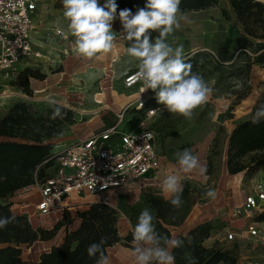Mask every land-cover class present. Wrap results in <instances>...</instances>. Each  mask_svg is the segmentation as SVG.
<instances>
[{"label":"rangeland","instance_id":"obj_1","mask_svg":"<svg viewBox=\"0 0 264 264\" xmlns=\"http://www.w3.org/2000/svg\"><path fill=\"white\" fill-rule=\"evenodd\" d=\"M260 1L264 3V0ZM105 2L99 0L101 5ZM116 3L118 15L123 9H130L134 14L146 2L116 0ZM68 23L63 15L61 0H41L37 17V40L42 53L47 57L45 63L40 62L34 68L45 74L46 81L31 77L29 88L24 89L19 83H14L13 79L3 78L0 72V122L17 104L24 105L28 115L41 123V128L45 125L49 127L48 130L54 128L60 131L56 137L46 141L52 145L53 151L76 142V135L82 138L110 123L115 124L116 113L121 112L130 102H136V93L139 91L138 87L133 90L124 87L126 74L136 72L138 68L137 61L127 53L130 42L120 37L123 30L118 18L112 25L113 32L117 34L115 47L111 52L92 59L73 52L75 37L70 34ZM180 23V29L170 34L166 42L173 48L183 45L185 59L202 53L194 57L195 61L201 63L197 73L203 76L213 92L206 103L193 111L191 119L163 110L164 106L157 103L151 89L148 90V101L141 111L132 106L126 113L119 126L121 132L146 128L155 131L158 149L163 156L162 170L156 180L138 184L133 191L122 190L113 198L118 206V226L122 241L109 251L111 256L115 255L123 263H131L132 241L129 238H133L132 228L138 222L140 213L147 208L156 218V230L163 235H166L164 231H169L172 237H191L202 247L228 253L235 259V264H246L247 257L263 260L264 241L247 233L248 221L236 215L222 217L213 208L222 203L224 191L228 192L226 188H230L229 192L233 190L234 197L231 199L244 201L256 184L264 181V176L257 177L255 174L260 168L251 164L255 153L231 159L226 151L233 129L243 121L252 120L255 109L264 103V67L255 63L248 69L249 59L244 54L246 52L253 59V52L262 41L244 30L229 0H219L216 6L205 10L186 11ZM56 29H61L63 34H55ZM149 31L154 42L159 33ZM257 33L259 35L261 31L257 30ZM231 54L233 58L229 60ZM48 97L64 103L63 119L51 118L53 109L48 104ZM151 109L153 114L150 113ZM47 131H44L45 135ZM17 134L30 138L34 133L19 128ZM8 139L0 136V141ZM185 148L191 149L200 163L207 167L205 176L199 175L198 170L190 174L178 171L175 153ZM237 166L250 168L245 170L246 177L240 186L232 188L229 180L234 177L228 169ZM172 173L182 176L183 205L178 209L173 208L165 199L160 187L163 177ZM209 187L216 191L215 199L204 195ZM38 197L37 189L31 186L1 198L0 202L26 215L35 228L53 230L64 212L40 217L35 212ZM96 201V197L76 196L69 211L74 216L77 210L86 209ZM207 203L213 205L210 204V210H206ZM65 233L66 227L63 226L51 244L59 245ZM229 233H237L238 236L227 240ZM47 246L46 243H37L25 249L23 260L27 264H39V254ZM182 259H190V255L186 254Z\"/></svg>","mask_w":264,"mask_h":264},{"label":"trees","instance_id":"obj_2","mask_svg":"<svg viewBox=\"0 0 264 264\" xmlns=\"http://www.w3.org/2000/svg\"><path fill=\"white\" fill-rule=\"evenodd\" d=\"M218 2L219 0H181L180 13L205 10L216 6ZM229 2L244 30L262 41L253 52V59L244 53L249 59L247 68L250 69L255 63L264 67V3L260 0ZM257 30L261 31L259 35ZM199 55L202 53L195 54ZM194 57H187L185 60L192 64V72L197 73L201 63L195 61ZM228 58L231 60L233 55ZM31 77L39 80L46 78L39 70L26 68L20 72L14 83L28 89ZM39 124L41 123L34 121L28 115L26 107L21 104H17L13 111L1 120L0 136L9 139L0 141V199L34 186L37 179L45 176L44 167L41 165L53 151L52 145L46 141L56 137L60 131L54 128L48 130L49 127L45 125L41 128ZM19 128L29 129L34 134L30 138L23 137L17 134ZM45 130H48L46 135ZM226 151L231 159L255 153L252 166L264 168V120L257 124H253L251 120L239 123L229 137ZM249 168L237 166L228 171L236 174ZM117 211L108 205L95 202L86 209L77 210L74 216L71 211L65 210L61 221L56 223L53 230H44L35 228L26 215L13 211L10 205L0 202V216L16 217L14 223L0 229V264H27L22 254L25 249L34 247L37 243L48 244L39 254V264H95V258L90 259L86 251L91 243H98L102 237H106L104 250L107 255L109 248L122 240ZM258 220L264 221V212L259 215ZM63 226L66 227V233L62 242L52 245L57 231ZM164 232L172 237L169 231ZM159 233L163 235L162 232ZM179 238L184 239L185 244L184 247L173 250L176 264H188L189 259H182L186 254H189L190 258H197L198 264H235V259L228 253L209 250L193 238L191 243L188 242L189 237Z\"/></svg>","mask_w":264,"mask_h":264},{"label":"clouds","instance_id":"obj_3","mask_svg":"<svg viewBox=\"0 0 264 264\" xmlns=\"http://www.w3.org/2000/svg\"><path fill=\"white\" fill-rule=\"evenodd\" d=\"M63 15L69 21L68 30L75 37L72 50L78 56L92 59L107 54L115 47L117 34L113 32L114 20L122 25L121 39L130 42L127 53L137 61L136 77L143 82L141 92L151 89L157 103L163 110L191 119L193 111L207 102L213 89L205 82L202 75L192 72V64L186 62L183 45L173 48L166 42L167 37L180 29L179 5L181 0H146L145 6L134 14L130 9L120 10L116 0H106L101 5L99 0H61ZM149 30L158 31L154 42ZM62 34V33H60ZM52 106V119H63L64 103L48 97ZM264 120V103H261L252 116L253 124ZM179 172L190 174L198 170L205 176L207 167L200 163L192 150L185 148L175 153ZM161 190L165 199L173 206L183 205L182 176L177 173L167 174L161 181ZM204 195L215 199L216 191L209 187ZM156 218L145 208L132 228V255L135 264H175L174 249L184 247V239L162 235L156 230ZM16 221L15 216H0V229ZM191 243V237L187 238ZM106 237L98 243H91L86 251L88 257L95 258V264H109L104 245ZM188 264H198L197 258L191 257Z\"/></svg>","mask_w":264,"mask_h":264},{"label":"built area","instance_id":"obj_4","mask_svg":"<svg viewBox=\"0 0 264 264\" xmlns=\"http://www.w3.org/2000/svg\"><path fill=\"white\" fill-rule=\"evenodd\" d=\"M40 1L0 0V72L5 79L15 80L21 71L35 69L47 57L37 40ZM60 33L63 34L61 29L55 30V34ZM136 72L126 74L124 87L129 90L138 87V99L116 113L114 125L52 151L42 163L46 174L34 185L39 194L35 204L37 215L63 213L73 206V198L80 195L96 197V202L118 210L113 200L117 194L122 190L133 191L136 185L158 178L163 156L155 131L146 128L121 132L119 129L130 108L141 111L148 101V90L141 92L143 82L136 77ZM153 112L151 109L150 113ZM263 212L264 181L261 180L233 213L248 221L246 227L250 236L264 241L263 222L258 220ZM237 236V233H229L227 240ZM246 264H264V259L247 257Z\"/></svg>","mask_w":264,"mask_h":264},{"label":"crops","instance_id":"obj_5","mask_svg":"<svg viewBox=\"0 0 264 264\" xmlns=\"http://www.w3.org/2000/svg\"><path fill=\"white\" fill-rule=\"evenodd\" d=\"M113 57V56H112ZM111 57V58H112ZM112 59H114V58H112ZM45 82L46 80L44 79V80H42L41 82ZM129 90V89H128ZM120 109H121V107H120ZM120 109H118V111L120 110ZM117 110V109H116ZM112 125H114V123L112 124V123H110V124H108V125H106L105 127H108V126H112ZM83 135V134H82ZM76 137L79 139L80 137L79 136H77L76 135ZM77 139V140H78ZM244 174H245V170H243V171H241V172H239V173H236V174H231V176L232 177H234V179L232 178V180H229V178H228V180L230 181V185H231V187L233 188V186L234 187H239L240 186V184H241V181L243 180V178L244 177H246V176H244ZM255 174L257 175V177H259V176H264V168H260L257 172H255ZM230 176V177H231ZM262 179H264V178H262ZM253 188V187H252ZM227 190H228V192L226 191H224V198L222 199L223 201H222V203L221 204H218V205H214V209H216L217 210V212L219 213V214H221V216L223 217V216H230V217H233L234 216V214H233V209L235 208V207H237V206H239V205H241L242 203H243V201H241V200H238L237 201V199H231L232 197H234V193H233V190L231 191L230 190V192H229V187L228 188H226ZM122 192V191H121ZM120 192V193H121ZM211 203H207L206 204V206H207V209L206 210H210L211 209V205H210ZM213 206V205H212ZM205 210V211H206ZM218 214V215H219ZM263 222V223H262ZM247 223V222H246ZM261 223H262V226H264V221H261ZM132 240H133V238H132ZM131 240V241H132ZM122 241V240H121ZM120 241V242H121ZM119 243H117V244H115L114 246H112L111 248H109V250L110 249H112V248H115L116 247V245H118ZM108 250V254H107V257L108 258H110L109 259V264H126V263H123L122 261H120L119 259H117V257L115 256V255H113V256H111V253H110V251ZM128 264H135V260H134V257L132 258V260H131V263H128Z\"/></svg>","mask_w":264,"mask_h":264}]
</instances>
